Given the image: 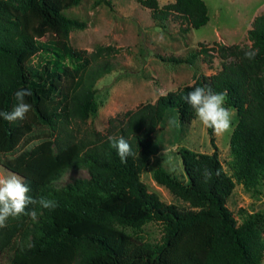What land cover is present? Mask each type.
<instances>
[{
  "label": "trees",
  "instance_id": "obj_1",
  "mask_svg": "<svg viewBox=\"0 0 264 264\" xmlns=\"http://www.w3.org/2000/svg\"><path fill=\"white\" fill-rule=\"evenodd\" d=\"M79 1L0 0V111L12 110L18 90L32 93L25 98L32 110L23 121L0 118V166L23 178L29 196L57 204L53 210L30 205L37 211L35 221L26 215L9 218L0 229V264H261V215L240 212L237 222L226 199L235 183L249 190L264 176V8L246 30L249 44H215L221 58L216 72L111 117L104 133L75 137L69 122L95 116L93 85L111 70L108 62L94 60L113 50L97 46L88 55L70 45L69 31L84 23L63 10ZM136 1L158 26L170 14L186 22L182 31L208 21L202 0H172L161 8L156 0ZM208 49L200 46L196 54L205 57ZM252 49L259 53L249 61L244 53ZM193 57L194 52L186 61H173ZM196 86L226 91L225 106L234 109L236 122L228 139V173L211 129H206L211 152L177 149L181 178L159 164L152 169L153 180L186 203L182 208L147 191L140 174L149 166L165 111L175 109L182 123L195 118L183 97ZM36 133L48 136L17 152ZM109 136L124 137L134 155L122 162ZM80 167L86 177L52 185ZM205 168L212 172L207 182ZM148 222L160 225L156 241L140 233Z\"/></svg>",
  "mask_w": 264,
  "mask_h": 264
},
{
  "label": "rangeland",
  "instance_id": "obj_2",
  "mask_svg": "<svg viewBox=\"0 0 264 264\" xmlns=\"http://www.w3.org/2000/svg\"><path fill=\"white\" fill-rule=\"evenodd\" d=\"M108 1L109 4L103 0H80L77 5L63 10L64 15L84 23L83 28L69 31V43L73 48L84 50L88 55L97 46H110L113 49L94 60L98 64L108 62L111 70L93 85L97 103L95 116L84 122H69L75 137L91 133L92 130L104 133L111 117H118L140 104L153 102L158 95L190 84L197 76L216 72L220 68L221 58L216 53L215 44H249L246 30L252 18L264 8V0H202L207 7L208 21L198 28L182 31L181 28L187 25L177 16L168 15L162 21L163 25L158 26L150 17L149 10L136 0ZM171 1L156 0L160 8ZM200 46L209 48L205 57L196 54ZM193 52L195 57L188 59L190 62L173 61L185 60ZM169 116H176L175 109L165 111L153 135L149 166L140 174V180L147 191L157 195L161 201L183 208L186 203L157 184L151 171L159 164L181 178L176 152L179 147L205 153L211 152L212 148L206 128L196 116L188 123L178 121V127L171 130L167 124ZM235 122L234 114L232 127ZM229 134L216 136L213 133L219 161L227 173ZM46 136L48 133L29 135L21 142L17 152ZM0 174L7 176L13 173L0 166ZM86 176L84 167L68 169L52 185L62 186L75 177ZM226 206L237 222L240 212L259 213L260 224L264 226V176L249 190L235 183L226 199ZM140 233L146 240L156 241L160 237V225L145 223ZM261 264H264V252Z\"/></svg>",
  "mask_w": 264,
  "mask_h": 264
},
{
  "label": "clouds",
  "instance_id": "obj_3",
  "mask_svg": "<svg viewBox=\"0 0 264 264\" xmlns=\"http://www.w3.org/2000/svg\"><path fill=\"white\" fill-rule=\"evenodd\" d=\"M258 53L259 49L245 51L244 58L252 61ZM31 94L30 89L18 90L15 93L16 104L10 112L0 111V118L9 123L23 121L32 110L31 104L27 103L25 99ZM183 99L194 110L195 116L202 126L206 129H211L216 136H223L232 131V119L235 111L225 106L228 99L226 91L215 93L206 86H196ZM167 124L171 130L178 127L179 122L176 116H169ZM108 140L110 146L116 149L117 155L122 162L126 161L128 156L134 155L131 145L124 137L109 136ZM202 175L205 182L212 178V172L207 168L203 170ZM29 191V187L20 176L16 174H8L7 176L0 174V229L7 227L9 218H18L26 215L35 221L37 219V211L35 207L29 210L30 205L35 206L38 204L41 208L48 210H53L57 206L54 200L43 197L37 199L29 196Z\"/></svg>",
  "mask_w": 264,
  "mask_h": 264
}]
</instances>
